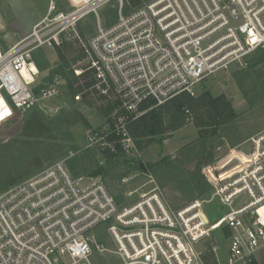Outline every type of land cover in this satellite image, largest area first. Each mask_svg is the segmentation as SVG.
Wrapping results in <instances>:
<instances>
[{"label": "built area", "instance_id": "1", "mask_svg": "<svg viewBox=\"0 0 264 264\" xmlns=\"http://www.w3.org/2000/svg\"><path fill=\"white\" fill-rule=\"evenodd\" d=\"M126 3L48 0L29 33L0 43V123L62 94L61 75L38 80L35 51L77 38L96 89L117 103L88 132V146L134 156L130 121L181 92L197 95L205 78L264 53V0H142L125 11ZM109 5L117 12L105 25ZM87 15L96 28L81 40L76 26ZM244 144L202 167L224 207L214 219L202 200L175 208L157 186L119 202L103 182L84 183L56 162L0 193V264H105L107 256L106 264H253L264 250V129Z\"/></svg>", "mask_w": 264, "mask_h": 264}, {"label": "rangeland", "instance_id": "2", "mask_svg": "<svg viewBox=\"0 0 264 264\" xmlns=\"http://www.w3.org/2000/svg\"><path fill=\"white\" fill-rule=\"evenodd\" d=\"M47 5L48 0H0V23L6 31L18 32L30 20L44 12ZM102 12L100 17L105 24ZM78 24L79 29L84 32L85 40L94 34V16L87 15ZM76 31L78 32L77 26ZM4 42L0 39L3 46ZM259 54L261 53L257 52L248 59L246 68L231 64L227 69L218 70L205 78L198 85L195 94L204 90H209L213 95L223 93L239 114L233 122L220 127L210 137L199 138L197 128L190 122L172 132L161 143H153L137 155L121 153L115 158L107 159L98 149L88 146L87 143L88 132L103 124L106 118L98 109L103 101H99L97 95L93 94L89 95L87 101H82V98L74 99L63 78L61 95L43 100L42 106L16 113L11 120L0 123V146L5 143L8 148L0 150V161L9 169L11 176L17 177L28 169L20 181L56 162L64 161L75 177H82V182L90 181L89 177L103 182L119 202L132 199L124 198L129 191H135L133 197H136L137 193L157 186L175 208L195 199L202 200L208 218L214 219L224 207L216 198L214 188L206 177L204 179L208 186L205 189L203 183L196 185L191 171L195 169L201 153L207 151L211 145L220 146V150L215 149L216 157H224L230 148L241 149L251 135L264 129V58L257 61ZM35 58L39 66L38 80L47 81L58 63L54 48L44 46L37 49ZM81 63L85 64V60L72 66L78 68ZM33 111L51 127L52 132L48 139H29L30 144L22 145V124ZM75 111H79L86 122H59V119H71ZM45 153H48L47 157ZM36 157L40 159L37 167L33 164ZM149 164L153 165L147 168ZM98 166L103 167V172L92 176L91 171ZM222 249L219 246L217 254L220 262L225 263L227 256ZM95 258L98 260L100 257ZM101 258L100 262L106 264L109 256L102 258V261ZM254 264H264V251L257 256Z\"/></svg>", "mask_w": 264, "mask_h": 264}, {"label": "trees", "instance_id": "3", "mask_svg": "<svg viewBox=\"0 0 264 264\" xmlns=\"http://www.w3.org/2000/svg\"><path fill=\"white\" fill-rule=\"evenodd\" d=\"M126 2L125 11L137 6L141 0H126ZM102 11L106 20L105 24H111L116 17V8L109 5ZM77 30L80 39L85 40L84 32L79 29V24H77ZM53 48L58 63L53 69L52 75L55 73L61 75L66 81L68 92L71 93L72 96L74 94H80L82 101H87L90 94L97 95V99L99 101L101 100V102L103 101L98 109L107 117L117 103L115 101H107L105 97L98 92L95 87L96 80L94 74L92 70L86 69L85 64L81 63L78 68L72 66V64L84 59L85 53L81 42L77 38H63L60 44ZM71 54L75 55L71 56ZM263 58L264 53H261L258 55L257 61H261ZM75 69H79L80 73L76 74ZM146 105V103L143 104V108H146ZM238 116L239 114L234 109L231 101L223 93L213 95L209 90H204L197 95H191L187 92H181L171 97L163 104L147 109L143 114L130 121L128 124V132L134 140L138 151H142L153 143H161L172 132L182 128L190 122L197 128L199 138H207L214 135L220 127L233 122ZM80 120L86 122L82 114L79 111H75L71 119H59V122L71 124ZM50 132H52L51 127L48 126L38 113L33 111L25 118L22 124L21 135L24 139L20 143L26 145L30 144L29 139H48L50 138ZM6 146L7 144L4 143V145L0 146V150L8 149ZM216 147L211 145L207 151L204 150L205 152L201 153L202 155L197 161L195 169L191 171L192 178L196 185H201L203 183L205 189L208 184L205 182L204 175L201 173V168L214 161L216 157ZM121 153L120 150H117L116 153L106 151L103 155H105L107 159H110L117 157ZM47 155L48 153H45L46 157ZM3 164L4 163L0 161L1 193L19 183L18 181L22 180L24 175L28 172V169H26L17 177L11 176L9 169L4 167ZM33 164L35 167L39 166L40 159L37 157L36 159L34 158ZM152 165L153 164L147 165V168H150ZM70 166L72 167V164H70ZM102 172L103 167L98 166L91 171V175L98 176ZM210 259H212V257Z\"/></svg>", "mask_w": 264, "mask_h": 264}, {"label": "crops", "instance_id": "4", "mask_svg": "<svg viewBox=\"0 0 264 264\" xmlns=\"http://www.w3.org/2000/svg\"><path fill=\"white\" fill-rule=\"evenodd\" d=\"M47 10V7H46ZM46 10L42 13H40L38 16H36L35 18H33L32 20L29 21V23L26 25L25 28L21 29L18 32H10V31H6L3 28V24L0 23V39L5 41L4 43H8V42H13L14 40L26 35L27 33H29L32 25L38 21L42 16H44V14L46 13ZM16 34L17 36L13 35ZM164 143V142H163ZM162 146H164V144H162ZM264 250H262L261 252H263ZM260 252V253H261Z\"/></svg>", "mask_w": 264, "mask_h": 264}, {"label": "snow or ice", "instance_id": "5", "mask_svg": "<svg viewBox=\"0 0 264 264\" xmlns=\"http://www.w3.org/2000/svg\"><path fill=\"white\" fill-rule=\"evenodd\" d=\"M253 42L255 43V39L253 40ZM7 115H10V113L8 112L7 109H5L3 112V116H7Z\"/></svg>", "mask_w": 264, "mask_h": 264}]
</instances>
